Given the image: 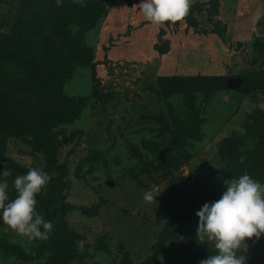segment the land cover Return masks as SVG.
Listing matches in <instances>:
<instances>
[{
    "label": "rangeland",
    "instance_id": "1",
    "mask_svg": "<svg viewBox=\"0 0 264 264\" xmlns=\"http://www.w3.org/2000/svg\"><path fill=\"white\" fill-rule=\"evenodd\" d=\"M21 2L0 0V22L10 24ZM76 2L96 6L91 25H69L91 53L88 63L76 60L63 88L83 108L72 123L54 128L52 166L33 138L1 135L0 174L11 175L0 180L13 199L18 175L30 168L49 175L36 211L53 226L49 239L58 229L69 233L76 248L70 264H139L152 257L170 225L173 199L178 223L165 237L159 264H196L194 252L206 253L203 260L215 249L197 240L195 213L222 196L224 181L248 175L232 162L227 140L235 139L241 160L256 142L251 124L264 110V0H191L189 17L167 27L145 20L142 0ZM170 77L185 78L187 88L165 94ZM198 109L200 138L173 148L160 167L157 152L179 136L164 130L175 127L171 113L179 120ZM147 192L156 201L146 203ZM46 241L17 237L0 221V264H55L47 255L35 258ZM245 244L237 254L264 263V235Z\"/></svg>",
    "mask_w": 264,
    "mask_h": 264
},
{
    "label": "trees",
    "instance_id": "2",
    "mask_svg": "<svg viewBox=\"0 0 264 264\" xmlns=\"http://www.w3.org/2000/svg\"><path fill=\"white\" fill-rule=\"evenodd\" d=\"M88 4L80 7L76 0H61L58 6L56 0H22L10 24L0 22V136L25 140L27 136L33 138L32 144L36 151L45 155L50 166L56 154L54 128L59 124L72 123L84 105L81 100L67 98L63 88L76 60L88 63L91 57L90 51L82 47L69 30L72 22L81 20V23L91 25L95 21L93 15H96V6ZM237 77L241 78L242 75ZM184 79L166 78L167 82L162 85L166 89L170 88L165 94L179 91L178 87L187 88ZM259 111L260 115L251 124L256 133V142L245 153L244 159L241 160L236 144L230 142L234 138L228 139L227 144L228 149L234 151L231 160L234 165L244 167L251 178L264 182V110ZM171 114L175 127L164 130L170 134L177 132L179 136L175 141L172 137L174 142L160 149H166L164 163L157 157L160 167L168 164L173 148L179 144L184 146L191 138H200L199 109L187 112L181 120H176L178 116ZM230 172H233L232 167ZM235 172L237 174L238 171ZM174 204L171 199L167 211L172 220L170 218L169 227L164 229L157 238V244L153 245L154 255L139 264H159L158 255L161 254L165 237L171 234L178 223V219L172 216ZM189 229L193 231V228ZM69 237V233H64L62 229L55 230L35 258L47 255L56 261L55 264H70L76 248L70 245ZM205 255L199 252L196 255L194 252L196 264ZM123 257L126 259L128 254L124 252ZM125 261L122 264H132L128 259ZM246 264L264 263H259L256 257H248Z\"/></svg>",
    "mask_w": 264,
    "mask_h": 264
},
{
    "label": "clouds",
    "instance_id": "3",
    "mask_svg": "<svg viewBox=\"0 0 264 264\" xmlns=\"http://www.w3.org/2000/svg\"><path fill=\"white\" fill-rule=\"evenodd\" d=\"M61 5V0H56ZM140 10L151 25L167 27L182 21L190 11L191 0H142ZM3 177L11 175L5 169ZM50 181L41 169L30 168L14 180L16 196L9 198L7 180H0V221L17 237L31 241H46L53 230L36 211L37 195ZM226 191L211 203H205L195 215L199 219L196 238L215 249V254L198 264H246V256L238 255L245 241L264 235V184L245 174L224 181ZM146 203L156 201L152 192L145 193ZM15 242V241H13ZM82 251L85 241H77ZM75 264V262H73Z\"/></svg>",
    "mask_w": 264,
    "mask_h": 264
},
{
    "label": "water",
    "instance_id": "4",
    "mask_svg": "<svg viewBox=\"0 0 264 264\" xmlns=\"http://www.w3.org/2000/svg\"><path fill=\"white\" fill-rule=\"evenodd\" d=\"M176 137V136H175ZM174 137V141L176 140V138ZM165 153H166V149H162V150H160L159 151V153H158V158H159V160L161 161V162H165L166 161V159H165Z\"/></svg>",
    "mask_w": 264,
    "mask_h": 264
}]
</instances>
